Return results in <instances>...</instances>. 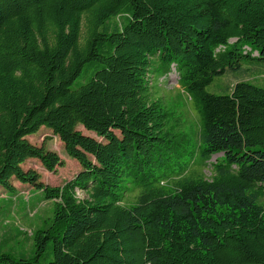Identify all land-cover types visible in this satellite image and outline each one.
<instances>
[{"label":"trees","instance_id":"obj_1","mask_svg":"<svg viewBox=\"0 0 264 264\" xmlns=\"http://www.w3.org/2000/svg\"><path fill=\"white\" fill-rule=\"evenodd\" d=\"M263 65L264 0H0V189L53 202L33 256L0 264H264V88L206 91ZM156 68L193 102L195 146L152 96ZM41 127L81 168L59 187L22 168L63 166L27 140Z\"/></svg>","mask_w":264,"mask_h":264},{"label":"rangeland","instance_id":"obj_2","mask_svg":"<svg viewBox=\"0 0 264 264\" xmlns=\"http://www.w3.org/2000/svg\"><path fill=\"white\" fill-rule=\"evenodd\" d=\"M233 41L231 40V42ZM245 49L248 51L247 48ZM249 69L241 76L226 73L221 77H217L214 83L206 87V91L215 94H225L224 87H231L238 80H247L258 87L264 88V65L261 68L249 66ZM163 72L156 68L152 72L153 75L150 73L151 84L149 87L152 96L156 100H160L167 110L173 114L169 127H172V132L181 133L178 138L179 144L182 147L186 146L182 143L183 135L186 134L187 140L195 146L197 134L200 130V117L195 111L193 102L178 85L179 76L174 68L173 71H169L166 74ZM175 116L181 118L179 122H183V126H174ZM77 130L84 135L95 137L81 126H78ZM27 140L36 147L43 146L45 150L55 152L63 163V166L57 167L54 172H48L36 159L25 161L22 165L23 170H34L44 185L50 187L62 186L65 181L72 179L81 170L78 162L66 155L63 144L47 128L41 127L36 134L27 137ZM196 149H189L194 151V157L198 154ZM220 156V154L215 155L210 161L215 162V159ZM191 169L200 170V167L194 164ZM201 172L205 177L209 178L210 166L202 168ZM11 183L17 189L16 194L0 189V253L10 254L18 261L33 256L32 235L37 230L47 228L50 225L53 217V202L46 200L43 192L30 188V186H23L15 180H12ZM138 193L139 190L128 186V190L124 194V205L129 206L132 204ZM75 195L77 199L84 197L78 191L75 192ZM261 202L264 203V199H261ZM49 256L50 245L47 247L44 257L48 258ZM43 258L40 262H43Z\"/></svg>","mask_w":264,"mask_h":264}]
</instances>
